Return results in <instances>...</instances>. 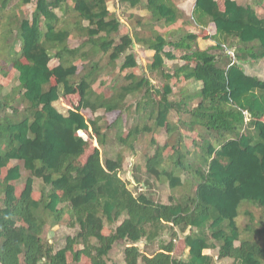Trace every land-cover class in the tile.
Segmentation results:
<instances>
[{
	"label": "trees",
	"instance_id": "obj_1",
	"mask_svg": "<svg viewBox=\"0 0 264 264\" xmlns=\"http://www.w3.org/2000/svg\"><path fill=\"white\" fill-rule=\"evenodd\" d=\"M66 1H34L31 18L22 19L18 27L25 61L11 57L16 85L0 95V264H68V254L73 264H81L83 257L89 264H108L109 251L120 240L129 244L123 249L124 264H217L223 259L231 260L230 264H264V79L245 69L248 63L264 60V17L235 0H224L222 9L217 0H195L193 21L215 27L209 37L213 43L200 49L193 32L175 35L139 21L134 37L119 34L120 22L109 18L105 0H74L76 31L89 45L77 52L76 47L59 45L70 32L56 29L55 10L63 9ZM119 1L145 8L154 22L165 25L182 16L174 0ZM10 2L0 0V14ZM231 38L239 47L234 60L228 56L224 60L222 49ZM134 43L153 52L147 67L151 73L161 71V88L134 73ZM177 52L182 54L178 57ZM99 53L107 56V64H119V71H126L107 96L92 87V74L100 70L95 61L88 59L91 65L76 85L69 81L77 75L76 59ZM52 59L57 61L53 66ZM179 59L184 62L165 70L167 61ZM171 80L185 83L177 100L169 99ZM74 93L79 96L74 107H56L63 96ZM130 95L138 96L132 105L127 103ZM20 105L22 118L14 121L7 112H20ZM83 110H101V115L117 112L113 125L123 145L131 146L137 134L155 127L164 129L168 137L175 133L174 142L157 145L145 158V171L171 189L182 186L181 174L186 173L193 193L181 199L170 196L166 203L142 191L134 194L120 177L122 158L101 156L98 147L81 162L88 140L80 133H88L91 127L97 144L104 145L101 117L86 119ZM173 112L176 120L168 121ZM131 114L142 124L136 122L122 135V115ZM147 120L154 121L153 127ZM196 126L206 132L198 143L202 153H182L181 130ZM233 144L235 150L223 153ZM168 148L172 153L167 161L163 154ZM22 168L29 174L17 189ZM37 180L41 186L35 197ZM44 186L50 188L47 194ZM247 204L263 211L258 219L261 226L252 227L255 216L242 210L247 216L242 236L236 218ZM63 221L77 231L66 235L64 245L56 248L44 233ZM113 225L109 234L102 232ZM177 232L183 234L188 249L185 259L172 255ZM165 233L168 241L162 237ZM140 241L158 242L157 251L144 253L137 245ZM210 249L217 250L215 258L206 252Z\"/></svg>",
	"mask_w": 264,
	"mask_h": 264
},
{
	"label": "rangeland",
	"instance_id": "obj_2",
	"mask_svg": "<svg viewBox=\"0 0 264 264\" xmlns=\"http://www.w3.org/2000/svg\"><path fill=\"white\" fill-rule=\"evenodd\" d=\"M34 1L30 0L29 2H24L23 0H11L7 10L3 13H1V21H0V69L6 70V74L3 76L1 75L0 71V95L4 96L10 89H12L13 86L16 85V81L13 78V69L11 68V64L9 60L13 56H17L20 58L21 61H25V59L22 56V48H21V41L18 37L19 32V23L22 19L31 18V13L34 9ZM107 2V6L109 9H113L115 16L119 17L123 20V30L125 31L126 24L128 32H131L132 35L134 34V31H137V27L135 23L137 21L142 22L144 25L153 24L155 26L156 23L154 22V19L151 16V13L148 11H140L136 10V12H132V15L135 16L137 19H131L128 21L126 19V16L128 15L127 11H123L126 4L121 3L119 0H105ZM117 1L119 4V7L117 6ZM144 1V0H141ZM181 1V0H178ZM219 1V0H218ZM244 1H250V0H244ZM256 3L255 7L257 11L264 15V0H254ZM190 2H187L186 4V10L184 8V18L182 16V20H177L176 23L172 26L173 29L171 32L175 35L181 34L183 31L186 30H197L201 33V28H198L194 21L191 19L190 16ZM127 7V6H126ZM140 8V7H139ZM138 8V9H139ZM115 9V10H114ZM57 15L59 16V21L56 24V29H66L68 30L69 37L66 39L64 43L59 44L60 46H68V47H76L77 52L85 51L89 48V45L87 43H83L86 38L83 36H80L78 32L76 31L77 24L75 23L76 20H78V10L76 6L74 5V0H67L65 3V6H63V9H56L55 10ZM113 13V12H112ZM113 13V15H114ZM140 19V20H139ZM126 22V24L124 23ZM83 24H87L86 21H82ZM182 23V24H180ZM154 26V27H155ZM41 31H44V25L42 22H40ZM161 28L164 29V26L161 25ZM134 30V31H133ZM169 30V29H168ZM165 30L164 32L168 31ZM201 30V31H200ZM204 32L202 33V37L196 41V45L200 48H206L208 47L212 41H210L209 34L210 31H213L212 26L209 24L206 26V29H204ZM148 32V31H146ZM178 33V34H177ZM118 34H116L117 36ZM54 46H58L55 42L52 43ZM9 45V46H8ZM227 47L233 50L234 54L237 50L238 43L235 39L231 38L228 39L225 43ZM12 49V50H11ZM11 50V51H10ZM131 50L134 52L136 58H137V66L134 68V73L137 75H145L148 77L157 89L161 88V86L164 84L161 71H154L150 72L147 65L148 61L151 58L150 53L148 51H144L142 47H134L131 48ZM222 53L224 55L223 59H227V55L224 52V49H222ZM179 57L181 52L176 53ZM226 56V57H225ZM95 61L97 64V67L100 68V70L96 71L92 74V76H95V82L93 83L92 87L96 91L103 92L106 96L111 93V86L113 84L118 85L122 81L123 75L126 73L125 70L119 71L118 65L119 64H107V56H104L103 54L99 53L96 55H92L90 58H82V59H76L74 62L78 67L77 75L72 76L69 78V81L71 84L76 85L79 81V78L82 73H84L88 67L91 65L90 61ZM183 60H177L175 61H167L165 64V70L171 71L173 66L176 64L183 63ZM119 63V62H118ZM56 64V60L53 59L51 66ZM245 69L247 72L251 73L252 75H255L261 79H264V60H259L255 63H248L245 65ZM50 84H54V79L51 78ZM170 84L172 87V93L169 95V99L171 100H177L179 96V91L182 89V87L185 85L184 82H175L174 80H171ZM138 98L137 95H130L127 97V103L132 105ZM79 96L78 93L66 95L64 98H61L58 102L55 103L57 108L65 109L69 107H74V105L78 102ZM18 101V100H17ZM16 105H19L20 102H14ZM20 106H18L20 110ZM22 110L18 113L11 114L10 112H7L10 117L14 121L20 120L22 118ZM133 112V109H132ZM84 117L86 119H95L96 116H100V127L101 132L104 134V145H98L96 137L92 134L91 127L89 128L88 133H80L83 138L88 140V147L84 154L80 157V161L83 162L86 158V156L91 153L93 147H98L99 151L101 152V156H107V157H118L120 156L122 158L123 168L119 171L120 177L127 183V187L134 193H138L139 191L145 192L146 195H149L154 201L157 202H169V197H175L176 199H181L183 195H191L193 193L194 186L192 184L191 176L183 173L181 174L183 184L181 187H177L174 189H171L168 187L167 183L164 180H156L155 178L149 176L144 167V161L146 157H149L153 154L154 149L157 145H162L166 141L168 142H174L175 141V133L171 134L169 137L167 136L164 129L160 128H154L152 132H141L137 134L133 138V143L131 146H129L127 143L122 144L117 140V128L113 125V121L116 118L117 112H110L107 114H102V111H96L91 112L90 110H83L82 111ZM177 118L176 114L173 112L171 116L169 117L168 121H175ZM264 118V116H263ZM122 124H121V133L122 135H126L127 131L135 125L137 122L139 125L142 124L141 120L137 118L135 115H122ZM148 126L153 127L154 121L147 120L146 121ZM264 129V124H263ZM205 130L199 126H196L192 131H182L181 130V137H180V144L178 145L179 150L182 153H185L188 151L190 154L191 152H199L200 154L202 151L200 150V147L198 145L199 141L204 136ZM92 135V137H91ZM90 136V137H89ZM236 146L235 144L229 145V147L223 151L225 154H229V151L235 150ZM226 151V152H225ZM172 153V149L168 148L164 152V158L165 160H169ZM203 155H206L203 153ZM22 176L20 180H18L15 183V186L17 189L20 187L24 179L29 174L28 171L21 169ZM118 172V171H117ZM40 186L41 182L38 180L35 181L34 185V196L38 197L40 194ZM49 187L44 186L43 191L45 194L49 192ZM141 189V190H140ZM1 203V201H0ZM244 209L250 210L253 215L255 216L256 220L252 221V227H259L261 224L258 222V219L260 215H262L263 211L252 205L247 204L243 205V207L239 210V216L236 218V223L239 227V229L243 232V227L246 224L247 216L242 211ZM66 223L63 221V223L59 225H54V227L46 228V231L44 233V237L50 239L54 246L56 248L62 247L64 245L65 236L66 235H72L75 234L77 231V228H68L65 225ZM118 224V223H117ZM116 225V224H115ZM109 226L104 227L102 229V232L104 234H109L110 231L115 227ZM244 232L242 233V236H245ZM165 241H168L170 236L168 233H165L162 235ZM158 242H153L146 244L145 242L140 241V243H137L139 246V249L143 251L146 254H152L157 251L158 249ZM175 247L172 252V255L176 258L185 259L187 255L188 249L184 246L183 242V234L177 232V236L175 238ZM125 245H129L125 240H120L116 242L112 249L109 251V257L107 259L108 264H124L123 262V249ZM77 248V246H76ZM210 255L216 256L217 250L216 249H210L206 251ZM231 260L229 259H223L217 262V264H230ZM68 264H73L70 261V255L68 254ZM81 264H89L85 257L82 258Z\"/></svg>",
	"mask_w": 264,
	"mask_h": 264
},
{
	"label": "crops",
	"instance_id": "obj_3",
	"mask_svg": "<svg viewBox=\"0 0 264 264\" xmlns=\"http://www.w3.org/2000/svg\"><path fill=\"white\" fill-rule=\"evenodd\" d=\"M141 1V0H140ZM175 1V3H176V5H177V7L179 8V10H180V12L182 13V16H183V18H184V11L186 10V4H187V2H190V16H191V19H192V9H193V6H194V2H195V0H181V1H178V0H174ZM218 1V0H217ZM223 1L224 0H219L218 1V4H219V7L222 9L223 8ZM237 3H239V4H242V5H248V6H250V7H253V8H255L256 9V7H255V5H256V3L254 2V0H250V1H244V0H235ZM106 4H107V2H106ZM125 6H123L124 7V9H123V11H127L128 12V15L126 16V19H127V21H128V18H129V20H131L132 18L133 19H137L138 20V18H135V16H133L132 15V12H136V10H140L141 12L142 11H147L145 8H139L138 9V7L137 6H135V7H131V6H129V4H128V2H125ZM255 4V5H254ZM117 6L119 7V4H118V1H117ZM127 6V7H126ZM106 7H107V10L109 11V18H115L116 16H115V13H114V11H113V9L111 10V9H109L108 8V6L106 5ZM184 8H185V10H184ZM115 10V9H114ZM184 10V11H183ZM256 11H257V9H256ZM114 13V15H113V13ZM148 12V11H147ZM259 13V12H258ZM260 14V13H259ZM262 17H264V15H262V14H260ZM182 16L180 17V18H178L177 20H182ZM118 20H119V22H120V29H119V34H121V33H128V34H130V36H132V37H134L135 36V31H134V34L132 35V33L131 32H128V29H127V24H126V22H124L126 25V28H125V31L123 30V20L122 19H120L119 17H116ZM140 20V19H139ZM193 20V19H192ZM182 21H184V20H182ZM185 22V21H184ZM155 23H156V25L157 26H155V28L157 29V30H159V31H165V30H168V32H171L172 30H170V29H173V25L176 23H173V24H171V25H165L163 22H161V21H155ZM180 24H182V23H180ZM194 24L198 27V28H201V33L198 31V29L195 31V30H186V31H189V32H193V33H195L196 35H197V39H196V41L198 40V39H200L201 37H202V33L204 32V30H203V28L204 29H206V27H202V26H199V25H197L195 22H194ZM161 25L162 26H164V29L163 28H161ZM211 26H212V28H213V31L211 32L210 31V34H209V36H207V37H210V35H212L213 33H214V31H215V27H214V25L211 23L210 24ZM178 34V33H177ZM210 39V38H209ZM211 41V40H210ZM212 44V43H211ZM210 44V45H211ZM133 47L136 49V47H142L143 49H144V51L146 52V51H148L149 53H150V56H152V54H153V52L151 51V50H147L146 48H145V46H142V45H140V44H137V43H134L133 44ZM199 47V46H198ZM200 48V47H199ZM200 49H205V48H200ZM137 59V58H136ZM52 61H53V59L50 61V65H51V63H52ZM149 61H150V59H149ZM148 61V62H149ZM57 62V61H56ZM147 62V63H148ZM137 64H138V62H137ZM109 65V64H108ZM70 95V94H69ZM65 96H63L62 98H64ZM77 104V103H76ZM75 104V105H76ZM69 108H72V107H69ZM14 162H17V161H12V163H14ZM21 176H22V172H21Z\"/></svg>",
	"mask_w": 264,
	"mask_h": 264
},
{
	"label": "built area",
	"instance_id": "obj_4",
	"mask_svg": "<svg viewBox=\"0 0 264 264\" xmlns=\"http://www.w3.org/2000/svg\"><path fill=\"white\" fill-rule=\"evenodd\" d=\"M223 49H224L225 54H226L229 58H231L232 60H234V52H233V50L230 49V48L227 47V46H223ZM246 116H247V115H246ZM139 243H140V242H139Z\"/></svg>",
	"mask_w": 264,
	"mask_h": 264
}]
</instances>
